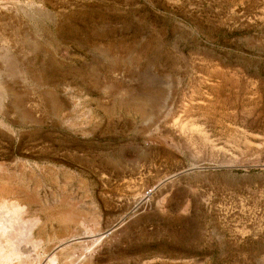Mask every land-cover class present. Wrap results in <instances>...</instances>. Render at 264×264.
I'll return each instance as SVG.
<instances>
[{
  "label": "rangeland",
  "instance_id": "1",
  "mask_svg": "<svg viewBox=\"0 0 264 264\" xmlns=\"http://www.w3.org/2000/svg\"><path fill=\"white\" fill-rule=\"evenodd\" d=\"M0 264H264V0H0Z\"/></svg>",
  "mask_w": 264,
  "mask_h": 264
}]
</instances>
